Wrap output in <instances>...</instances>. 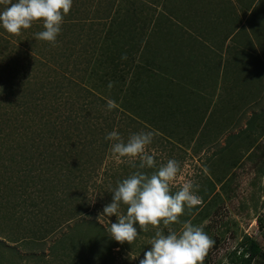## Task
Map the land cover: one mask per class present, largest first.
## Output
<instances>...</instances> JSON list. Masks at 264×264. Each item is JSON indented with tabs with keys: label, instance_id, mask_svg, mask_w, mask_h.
Instances as JSON below:
<instances>
[{
	"label": "rangeland",
	"instance_id": "obj_1",
	"mask_svg": "<svg viewBox=\"0 0 264 264\" xmlns=\"http://www.w3.org/2000/svg\"><path fill=\"white\" fill-rule=\"evenodd\" d=\"M184 1L73 0L62 26L73 18L80 33L73 26L72 35L68 31L70 27L64 31L61 26L54 46L35 38V34L43 30L40 24L22 30L18 36L0 28V112L10 108L13 114H21L23 118V122H9L7 117L6 131L0 134V151L2 149L5 157V165L0 168H3L1 178L10 181L0 187V241L18 247L20 253L25 254L21 246L10 241L19 233L20 225L24 240L31 237L37 223L45 235L40 241L44 246L37 250L39 257L27 264H139L144 253L150 250L149 241L156 229L145 233L138 228L139 235L131 245H120L113 240L115 245L112 243L111 256L106 263L100 261L104 253L96 249L110 243L106 231L110 227L108 221L117 222L115 216H101L104 207L112 202V190L136 171L113 159L111 142L105 146L108 142L105 136L114 130L125 141L132 133H154L147 151L154 156L156 167L142 171L151 174L169 159L179 161L181 171L171 184L173 194L186 182L199 184L197 195L202 198L197 205L199 208L186 209L183 216L187 219L180 217V220H190L193 225L202 227L215 241L203 264L232 263L245 237L260 245L264 254V230L259 223V218L264 220V37L261 35L264 25L257 40L256 36L252 38L247 34L254 29L247 22L253 16L250 9L243 11V7L236 6L235 15L230 12L221 16L220 9L228 0H187L183 6ZM231 1L237 4L239 0ZM246 1L249 4V0ZM135 6L145 11L146 16L153 17L148 22L141 18L143 23H136L137 33L151 41L145 48V56L139 52V38L135 36L133 40L125 33L123 25L117 29L110 19L116 9L121 8L122 16ZM3 7L0 5V10ZM173 11L177 13L175 17L184 16L188 25L183 22L172 30L186 33L183 37L188 41L189 31L194 35L198 33L197 37L206 47L200 49L203 60L197 59L198 51L184 46V50L179 48L176 52L178 57L170 60L173 55L170 48L175 42L180 43L179 46L183 43L178 36H171L172 42H166L170 53L162 49V36L164 38L170 28L165 25L166 19ZM239 16L246 19V25L234 34L238 31ZM108 30L112 32L109 37ZM107 49L113 50L112 54L117 57L125 51L133 52L127 67L118 68L121 73L116 79L110 75L115 68L112 62L104 65L106 58L102 57ZM238 49L242 55L236 60ZM227 58L236 63H231L230 59L231 62L224 65ZM208 60L211 64L216 62L217 66L222 61L220 72L205 77V83L196 85L192 92L189 75L185 77L183 69L190 66L192 70L204 71ZM17 61L19 65H26L23 66L26 69L16 67L17 70L7 73L6 67L15 66ZM238 66L244 75L235 82L239 77ZM251 73H256L260 82H253L249 77ZM191 75V78L200 77L196 72ZM138 77L141 78L138 80ZM109 82L114 84L111 89ZM166 91L167 94L175 92L179 98L172 101ZM160 93L162 96L157 100ZM113 98H118L119 102ZM94 99L97 105H90ZM109 100L115 102L111 111H107ZM182 101L190 103L201 118L198 113L194 118L185 113V106L178 105ZM25 102L31 104L29 110H23ZM174 103L181 110L174 111V119L170 118L167 124L162 114L169 118L171 115L163 112L169 111ZM253 116L255 127L249 124ZM81 117L90 120V130ZM53 120L55 125H52ZM65 136L64 145L72 151L70 157L49 158L57 151L53 143L57 144ZM87 148L93 150L95 156L87 157ZM1 157L4 163L0 152ZM209 181L214 183L213 191L209 190ZM202 194L209 196L205 200ZM121 211L126 212V208L122 207ZM11 213H15L14 218ZM83 222L91 227L78 240L75 225ZM27 227L32 229L26 231ZM100 227L105 234L99 239ZM172 227L179 231L182 224ZM85 240L90 243L82 246L80 243ZM52 248H56L57 253ZM252 264H264V257L259 256Z\"/></svg>",
	"mask_w": 264,
	"mask_h": 264
},
{
	"label": "clouds",
	"instance_id": "obj_2",
	"mask_svg": "<svg viewBox=\"0 0 264 264\" xmlns=\"http://www.w3.org/2000/svg\"><path fill=\"white\" fill-rule=\"evenodd\" d=\"M72 4L73 0H0V5L4 6L0 10V28L18 36L22 30L40 24L43 30L37 32L35 38L54 46ZM121 59L126 60V54ZM113 86V82H109L108 88ZM114 107L115 102L109 100L107 111ZM153 138L151 131L132 133L126 141L115 130L105 136V140L111 142L113 159L136 169L112 190V202L104 207L101 216H115L117 222L109 220L110 227L106 231L118 244L131 245L139 235L138 228L145 233L156 229L149 241L150 250L144 253L139 264H203L215 241L202 227L193 225L190 220H180L186 209L190 211L202 202L197 195L200 186L189 181L172 193L171 184L181 171V164L175 159H169L151 174L142 171L156 167L154 156L147 151ZM122 207L126 212L121 211ZM180 224L179 231L172 227Z\"/></svg>",
	"mask_w": 264,
	"mask_h": 264
},
{
	"label": "trees",
	"instance_id": "obj_3",
	"mask_svg": "<svg viewBox=\"0 0 264 264\" xmlns=\"http://www.w3.org/2000/svg\"><path fill=\"white\" fill-rule=\"evenodd\" d=\"M162 4H165V3H163L162 2ZM187 4V0L186 1H184V3H183V6L184 5H186ZM113 5L115 6V3H113ZM189 5V4H188ZM140 7H137L136 8V6L134 7V10H130L129 9V11H127L126 13H124V15H122L121 16V8H119V9H116V13L112 16V17H110V19H112V24H114L115 26H116V28L117 29H119L120 28V25H123L122 27L123 28H125V33L126 34H129V35H131V37H132V39L133 40H136V38H134L135 36H137L138 38H139V42H137L138 43V48H139V52L142 54V56H145L146 55V50H145V48H146V46L147 47H149L150 46V40H146L143 36H141V35H139L138 33H137V30L138 29H136V23H139V22H142L141 21V18H144L145 19V22L147 21H149V20H151L153 17H150V16H146L147 15V13L144 11L143 12V10H140L139 9ZM142 11V12H141ZM174 13H176V12H172V13H170V16H168V19H166L167 20V22H166V24L165 25H167L168 27H170L169 28V33L168 34H166L165 36H164V38H163V36H162V49H166V51L165 52H167V51H169V53H170V50H169V48L166 46V42L167 41H170V42H172V40L170 39L169 40V38L171 37V36H178V38H179V40H181V39H183V43L181 42V46H179V44L178 43H176L175 42V44L173 45V48H170V49H172V51H171V54H173L171 57H170V60H172V57H173V59H176L178 56H176V52H178V49L180 48V50H182L184 47H186V48H191V50L192 51H198V56H197V59H204L203 58V56H204V54L202 53V51L203 50H200V49H202V48H206L204 45H203V43L200 41V38L199 37H197V35H198V33L197 34H192V33H189L188 32V38L190 39V41H188L187 40V38L185 37H183V35H185V34H180V33H182V32H180V30H177V31H174V30H172V29H174V26L176 27V26H178L179 24H183V22L185 21L184 19H183V17L181 16V15H179L178 14V16L177 17H175V14ZM180 13H181V11H180ZM177 14V13H176ZM181 17V18H180ZM165 18H166V15H165ZM173 18H177V20L175 21V19H173ZM171 20H174V23L175 22H178V24L177 23H175V25H174V23L172 24L171 23ZM151 22V21H150ZM143 23V22H142ZM185 23V22H184ZM67 25H65L63 28H64V31H66L67 30V28L66 27H70V30H68L70 33H72V35H73V28H75L76 29V31H77V29H78V27H77V22L72 18L71 20H70V22H68V23H66ZM185 24H187L188 25V23L186 22ZM74 26V27H73ZM73 27V28H72ZM84 27H79V29H83ZM203 28V27H202ZM117 29H113L112 31H114V30H117ZM202 30V29H201ZM165 31V30H164ZM78 33H80V31H77ZM65 33V32H64ZM70 33H65V34H70ZM109 33L111 34L112 32H111V30L109 31H107V34H108V37H109ZM114 33V32H113ZM196 33V32H195ZM180 34V35H179ZM247 34L249 35V36H251L252 38H254L255 36L257 37V40L259 39L258 38V35H259V33L258 32H256V31H254V33H253V36L252 35H250L249 34V32H247ZM62 37H65L64 35H61V38ZM174 43V42H173ZM152 46H154V45H152ZM184 46V47H183ZM184 50V49H183ZM190 50V51H191ZM239 51H236V56H235V59L236 58H238L239 56H241L242 54H241V52H240V49H238ZM52 51V50H51ZM112 51L113 50H111V49H109V51H108V49H107V53H106V55L104 56V57H102V58H106V61H105V63H104V65H107V63L110 61V62H112V65H114L115 66V68H114V71L113 72H110V75L111 76H113V78H115L116 79V76L119 74V73H121V71L120 70H118V68H120L121 66H126L127 67V65L129 64V59L131 60L132 59V57H133V52H129V54H127V53H125V52H123L122 53V55H120L119 57H117V56H115V55H113L112 54ZM163 51V50H162ZM201 51V52H200ZM114 52V51H113ZM183 52V51H182ZM246 52V51H245ZM54 53V52H53ZM229 53H230V50H229ZM238 53V54H237ZM56 54V53H55ZM126 54V56H127V59L126 60H122L121 59V57L123 56V55H125ZM103 55V54H102ZM193 55V54H192ZM238 55V56H237ZM119 58H120V61L118 62V60H119ZM221 59V56H219L218 57V59ZM230 59H232V58H230ZM230 59L229 58H227L225 61H223L224 62V65L226 64V62L227 63H230L231 61H230ZM237 60V59H236ZM211 61V60H210ZM210 61L208 60V64L206 63L205 65H206V70H204L203 71V69H195V70H192V69H194V68H192V67H190V66H186V67H184V76L185 77H187V75H189V77H188V79L190 80V86H191V91L193 92V90L192 89H195L196 88V85H199V83H201V82H203V83H205V80H204V78L205 77H209V76H211V73H212V76H215L216 74H218L220 71H218L219 70V68H221V64H222V61H220L219 63H218V66L216 65V62L215 63H213V64H211L210 63ZM98 63L99 64H101V66H104L103 64H102V62H101V60H98ZM231 63H236V62H234V59H232V62ZM176 65L177 64H179V62H177V63H175ZM200 65V63H198V65L196 66V67H198ZM23 66H26V65H19V63H18V61L15 63V66H13V65H11V66H7L6 67V70H7V73H10V70H17V68H19V70H24V69H26L25 67H23ZM149 66V65H148ZM17 67V68H16ZM147 67V66H146ZM191 69H190V68ZM238 68V70L239 69H241V67H237ZM146 69H148V68H146ZM149 70H151V68L149 69ZM250 70V69H249ZM228 71V70H227ZM227 71H225V73L227 72ZM242 70H239V71H236L237 73L236 74H238L239 75V77H238V79L236 80L235 79V82H238L242 77H241V75H244L243 74V72H241ZM193 72H196L197 73V75H199L200 77H193V78H191V73L193 74ZM241 72V73H240ZM191 75V76H190ZM124 76L123 75H121V79L123 78ZM249 77L250 78H252V80H253V82H255V81H259L260 82V77L258 76V75H256V73H251V75H249ZM141 77H138V80L140 79ZM151 80V79H150ZM150 80L148 81L147 80V83H150ZM193 81V82H192ZM143 82H145L146 83V81H143ZM189 83V82H188ZM45 89H47V87H44ZM187 89V92H189V88H186ZM130 91V90H129ZM128 91V92H129ZM167 91H169V90H167ZM167 91L165 92V94L169 97V98H171V99H173L172 101H174L178 96L176 95V93L175 92H171L170 94H167ZM136 92V90H134L133 91V93H135ZM133 93H130V95H133V97H135L136 96V94L134 95ZM141 94L142 95H146V93H143V92H141ZM166 95H165V97H166ZM162 96V93H160L159 95H158V99L157 100H160L159 98ZM44 97H45V95H44ZM132 97V98H133ZM172 97H174V98H172ZM179 98V97H178ZM97 100V99H96ZM95 99L94 100H92L91 101V103H90V105L92 104V103H95L96 105H97V101H96ZM113 100L114 101H116V102H119V99L117 98V99H114L113 98ZM28 101V100H27ZM133 101H136V100H133ZM163 102V101H162ZM160 104L161 105H163L162 103H161V101H160ZM176 104L177 103H174V105H170V108H168V110L169 111H164L163 113L164 114H170L171 116L169 117V118H167L166 119V117L165 116H163V114H162V120L163 121H165L167 124L168 123H170V122H168L169 121V119L171 118H173V114H174V111H180L181 110V108L180 107H183V106H185V113H187V114H190V116L192 117V118H194V116L198 113V111L197 110H194L191 106V104L190 103H187V102H185V101H182V103H178V105L180 106L179 108L178 107H176ZM38 106V105H37ZM188 107V108H187ZM23 110H29L30 108H31V104L30 103H28V102H25L24 103V105H23ZM10 108H6V110H5V112H0V134H2V133H4L5 131H6V128H7V122H6V118L8 117V120H9V122H12V120H14V121H19V122H23V118H22V116H21V114L18 116L17 114L15 115V114H13L10 110H9ZM161 111V110H160ZM160 111H158V112H156L153 116H155V115H157ZM13 115V117H11ZM198 115L200 116V118H201V114L200 113H198ZM254 118H251L250 119V121H249V124H250V126H252V127H255V116H253ZM159 118V117H158ZM81 119H82V121L85 123V125H87L86 126V128H87V130H90V125H88L89 124V122H90V120H88V119H83L82 117H81ZM170 119V120H171ZM174 119V118H173ZM54 121V120H53ZM80 122V121H79ZM164 124V123H163ZM166 124V125H167ZM52 125H55V121L53 122V124ZM157 126H159V125H157ZM169 126V125H168ZM55 126H53V129H55L54 128ZM55 131H57L56 129H55ZM55 131H53V134H55ZM15 132H13V134H14ZM60 133V132H59ZM58 133V134H59ZM171 133V132H170ZM98 134V133H97ZM66 135V134H65ZM67 139V136H65V137H63L62 138V140H60V142H58L57 144H55V143H53L54 145H55V147L57 148V151H53V153H51V156L49 157V158H53V159H57L59 156H61V155H64V157L66 156V157H70V152H72V151H69L68 149H67V145H64V140H66ZM92 142L93 143H96V140L95 139H92ZM108 143H109V141L106 143V145L105 146H107L108 147ZM89 147V146H88ZM91 147V146H90ZM85 149V147H82V150H84ZM93 151V150H92ZM92 151H90L88 148H87V157H89V156H95L94 155V153H92ZM1 155L3 156V160H4V163H2V157L0 158V168L2 167V166H4L5 165V157H4V152L2 151V149H1ZM82 158V157H81ZM91 158V157H90ZM83 159H84V157H83ZM2 170H3V168H2ZM1 169H0V187L3 185V184H5V183H10V181H5L4 179H2L1 178V176H3V171H2ZM48 171L50 172L51 171V169L50 168H48ZM121 182V181H120ZM208 187H209V190H214L215 189V187H214V183H212L211 181H209V184H208ZM1 189V188H0ZM200 192H202V191H200ZM203 195V198L206 200L207 198H208V194H202ZM15 207H13V208H11V209H14ZM199 208V206H195L194 208H192L191 210L192 211H195L196 209H198ZM188 210V209H187ZM189 213V212H188ZM15 217V213H11V218H14ZM182 217V219H187L186 217H184L183 215L181 216ZM25 220H27V219H25ZM21 222H23V221H21ZM259 223H260V229L261 230H264V220L263 219H261V218H259ZM37 225V223H35V228H36V230L34 229V227H33V229L32 228H29V227H27L25 230L26 231H28V230H30V229H32V231H33V233L34 234H32V236L31 237H29V238H27L26 240H24V237H22V235H21V231L23 230V228L21 229V226L22 225H20V227H19V233L17 232V235H15V237H14V239H12L10 242H12V244H18L19 246H21L26 252H25V254H21L20 253V250H18V247H12L11 245H8V244H6V242L5 241H3V240H1L0 241V264H27L28 262H30V261H32V260H36L39 256H38V254H37V250H39V249H41L43 246H44V243L42 242H40L41 240H43L44 238H45V235H44V233H43V229H39L38 228V226H36ZM76 227V231H75V233H76V236H78V240H80V239H82L81 237L82 236H84V233H87V232H85V230H87L89 227H91V226H89V225H87L86 226V224L83 222L82 224H77V225H75ZM99 231V233L97 234V236L99 237V239L101 238V237H103V235L105 234V231L103 230V228H101L100 227V230H98ZM89 234V233H88ZM87 234V235H88ZM86 235V238L88 239L89 237ZM24 236V235H23ZM73 237V236H72ZM74 239H75V237H73ZM106 238V241L108 242V237H105ZM104 238V239H105ZM39 239V240H38ZM90 243V241H87V240H85V241H83V242H81L80 244H82V246H85V245H87V243ZM109 242L110 243H108V245L106 246V247H101V248H99V247H97L96 249H100L101 250V252L102 253H104L103 254V257H101L100 256V261H101V263H106L107 262V260H109L110 258H109V256H111V250H112V246H114L115 245V243H113L114 241L112 240V239H109ZM77 243V242H76ZM91 243H92V241H91ZM112 243H113V245H112ZM64 244H62V246H63ZM96 245V244H95ZM112 245V246H111ZM124 246L125 245H128L127 243L126 244H123ZM72 246V245H71ZM111 246V247H110ZM73 248V246L71 247V249ZM53 249V251L55 252V253H57V249L56 248H52ZM91 251H92V253H96L95 252V250H93V249H91ZM259 256H263L264 257V254H263V251H262V248H261V246L260 245H258L255 241H253V240H251L249 237H245L243 240H242V242H241V246H240V249H239V251H236L235 253H234V256H233V258H232V260H231V262L232 263H230V264H252V262H254V261H256V259H258L259 258ZM16 259V260H15ZM75 259V258H74Z\"/></svg>",
	"mask_w": 264,
	"mask_h": 264
},
{
	"label": "crops",
	"instance_id": "obj_4",
	"mask_svg": "<svg viewBox=\"0 0 264 264\" xmlns=\"http://www.w3.org/2000/svg\"><path fill=\"white\" fill-rule=\"evenodd\" d=\"M261 1L262 0H249V4H247L246 0H239L237 4H234L231 0H228V3L224 2L223 5L225 6L221 7L220 11L222 13H220V15L221 16L227 15L230 12L235 15L238 12V8L241 9V7H243L242 8L243 11H245L246 9H250V12L251 14H253V16L247 19V22L249 23L250 26L254 27V29L252 28L253 30L251 29L250 31H247V32H249V34L253 36L254 31H256V29H259L256 32H260L261 34L260 28L264 25V24H261L262 20L264 19V15H262V12H264V3H262ZM236 6H238V8ZM233 8H235L236 10H233ZM238 21H239V23L237 24L238 31H235L234 34L239 33V31L243 28V26L246 25L245 24L246 19L242 18L241 16L238 17ZM261 35L264 37V34H261Z\"/></svg>",
	"mask_w": 264,
	"mask_h": 264
}]
</instances>
